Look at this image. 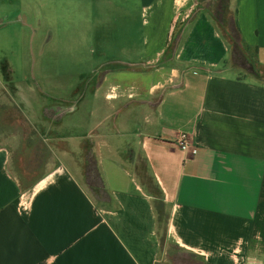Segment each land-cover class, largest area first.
<instances>
[{
  "label": "crops",
  "instance_id": "obj_1",
  "mask_svg": "<svg viewBox=\"0 0 264 264\" xmlns=\"http://www.w3.org/2000/svg\"><path fill=\"white\" fill-rule=\"evenodd\" d=\"M39 2L70 11L74 50L96 61L71 98L21 102L43 120L21 110L50 152L40 178L22 187L0 142V264H264V77L228 64L217 0ZM229 2L264 70V0ZM13 72L0 60L17 91ZM28 77L39 94L47 76Z\"/></svg>",
  "mask_w": 264,
  "mask_h": 264
},
{
  "label": "rangeland",
  "instance_id": "obj_2",
  "mask_svg": "<svg viewBox=\"0 0 264 264\" xmlns=\"http://www.w3.org/2000/svg\"><path fill=\"white\" fill-rule=\"evenodd\" d=\"M229 1L228 16L233 13ZM58 5L53 3L44 7L39 0H0V60L5 59L13 68V79L17 87L16 91L7 84L8 87L0 86V142L6 143L10 150V168L22 187L31 185L43 175L45 163L50 157L45 144L38 134L30 132L22 115V111L30 115L34 112L36 116L31 119L42 126L39 110L35 107L26 109L21 103L23 98L28 95L39 97L37 107L42 102L50 104L54 98H71L70 85L87 80L85 71L94 67L96 61L88 53H77L74 50L76 40L71 33L70 11ZM221 31L227 38L226 24L221 26ZM248 53L252 55V50ZM228 64L241 74H251L243 67L232 65L231 57ZM255 66L258 72L254 76L264 77V70L257 64ZM39 70L47 77L39 81V94L36 90L30 93L26 78ZM77 70L84 71L82 80L74 75ZM9 94L19 99L21 108L8 100ZM85 119V114H79V122ZM61 131L63 129L58 132ZM171 251L177 258L184 256L176 249Z\"/></svg>",
  "mask_w": 264,
  "mask_h": 264
},
{
  "label": "trees",
  "instance_id": "obj_3",
  "mask_svg": "<svg viewBox=\"0 0 264 264\" xmlns=\"http://www.w3.org/2000/svg\"><path fill=\"white\" fill-rule=\"evenodd\" d=\"M213 16L220 25L226 24L228 41L231 45L230 57L232 65L243 67L248 73L257 75L258 70L254 60L255 52L242 41L234 13L228 16V0H217L213 8ZM250 50H252V55L248 53ZM86 176L89 188L97 196L100 189L98 174L93 162L90 160L87 161Z\"/></svg>",
  "mask_w": 264,
  "mask_h": 264
},
{
  "label": "built area",
  "instance_id": "obj_4",
  "mask_svg": "<svg viewBox=\"0 0 264 264\" xmlns=\"http://www.w3.org/2000/svg\"><path fill=\"white\" fill-rule=\"evenodd\" d=\"M178 145L182 149H184V148L187 147V145H188V137H187V135L185 133L179 134V137H178Z\"/></svg>",
  "mask_w": 264,
  "mask_h": 264
}]
</instances>
